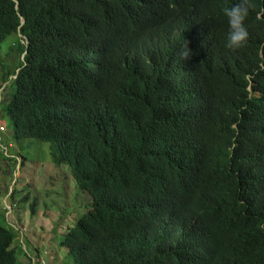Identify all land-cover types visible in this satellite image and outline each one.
Masks as SVG:
<instances>
[{
  "label": "trees",
  "instance_id": "trees-1",
  "mask_svg": "<svg viewBox=\"0 0 264 264\" xmlns=\"http://www.w3.org/2000/svg\"><path fill=\"white\" fill-rule=\"evenodd\" d=\"M238 2L0 0L11 139L48 142L90 196L74 264H264V0L232 50ZM16 236L0 221V264Z\"/></svg>",
  "mask_w": 264,
  "mask_h": 264
},
{
  "label": "rangeland",
  "instance_id": "rangeland-1",
  "mask_svg": "<svg viewBox=\"0 0 264 264\" xmlns=\"http://www.w3.org/2000/svg\"><path fill=\"white\" fill-rule=\"evenodd\" d=\"M18 47L16 34L0 45V80L19 66ZM11 83L8 79L6 88H0L1 101L9 96ZM0 125V221L17 233L18 264H74L63 241L69 226L91 207L90 196L66 165L53 163L48 142L26 139L21 149L13 143L10 118L3 113Z\"/></svg>",
  "mask_w": 264,
  "mask_h": 264
},
{
  "label": "clouds",
  "instance_id": "clouds-1",
  "mask_svg": "<svg viewBox=\"0 0 264 264\" xmlns=\"http://www.w3.org/2000/svg\"><path fill=\"white\" fill-rule=\"evenodd\" d=\"M251 5L248 0H239L238 3L231 7L223 9V13L227 18L228 32L226 37L225 47L235 50L244 46L249 38V32L245 26V19L248 16ZM183 57L190 55V51L182 53ZM261 71H264V65L259 66ZM258 228L264 229V224L258 225Z\"/></svg>",
  "mask_w": 264,
  "mask_h": 264
}]
</instances>
